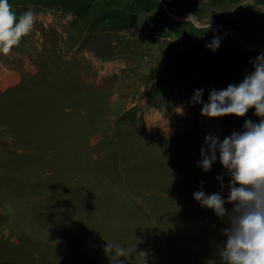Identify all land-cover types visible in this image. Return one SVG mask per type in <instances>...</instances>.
Masks as SVG:
<instances>
[{"label": "rangeland", "instance_id": "1", "mask_svg": "<svg viewBox=\"0 0 264 264\" xmlns=\"http://www.w3.org/2000/svg\"><path fill=\"white\" fill-rule=\"evenodd\" d=\"M9 3L35 21L0 52V264H143L141 251L225 264V221L193 198L225 170L197 161L206 135L259 118H209L190 100L231 83H218L231 42L264 52V0ZM105 241L129 251L109 257Z\"/></svg>", "mask_w": 264, "mask_h": 264}, {"label": "clouds", "instance_id": "2", "mask_svg": "<svg viewBox=\"0 0 264 264\" xmlns=\"http://www.w3.org/2000/svg\"><path fill=\"white\" fill-rule=\"evenodd\" d=\"M34 21L31 9L17 17L9 0H0V52L8 53L17 46ZM207 28L211 29V21ZM220 42L218 36H213L206 47L214 52ZM203 92L202 88L195 89L190 102L200 104L204 116L244 117L249 109H254L253 114L259 119H245L241 130H233L223 139L213 134L205 136L197 165L207 172L219 161L225 171L216 176L221 190L206 192L201 185L193 198L225 221L221 229L224 240L218 249L225 264H264V52L257 55L252 70L241 81L210 90L207 101L203 100ZM225 175L229 177L226 197ZM103 251L109 257H123L129 249L105 241ZM138 254L146 264L148 254ZM115 264H124V260H116Z\"/></svg>", "mask_w": 264, "mask_h": 264}, {"label": "trees", "instance_id": "3", "mask_svg": "<svg viewBox=\"0 0 264 264\" xmlns=\"http://www.w3.org/2000/svg\"><path fill=\"white\" fill-rule=\"evenodd\" d=\"M223 53V59L220 62L222 66L221 73H219V84L224 78L232 79L231 83L241 81L245 74L252 70L253 61L261 52L248 51L237 41H233L228 44Z\"/></svg>", "mask_w": 264, "mask_h": 264}, {"label": "bare ground", "instance_id": "4", "mask_svg": "<svg viewBox=\"0 0 264 264\" xmlns=\"http://www.w3.org/2000/svg\"><path fill=\"white\" fill-rule=\"evenodd\" d=\"M45 118V117H44Z\"/></svg>", "mask_w": 264, "mask_h": 264}]
</instances>
